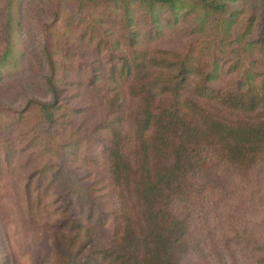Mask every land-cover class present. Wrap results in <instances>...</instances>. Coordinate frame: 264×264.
<instances>
[{
  "label": "trees",
  "instance_id": "16d2710c",
  "mask_svg": "<svg viewBox=\"0 0 264 264\" xmlns=\"http://www.w3.org/2000/svg\"><path fill=\"white\" fill-rule=\"evenodd\" d=\"M0 37L29 264H264V0H0Z\"/></svg>",
  "mask_w": 264,
  "mask_h": 264
},
{
  "label": "rangeland",
  "instance_id": "374dc122",
  "mask_svg": "<svg viewBox=\"0 0 264 264\" xmlns=\"http://www.w3.org/2000/svg\"><path fill=\"white\" fill-rule=\"evenodd\" d=\"M235 2H233L234 4ZM182 23V22H181ZM159 25H161L163 28H166L164 26V22L162 20L159 21ZM1 39V37H0ZM27 40L30 41V43H37V40L40 41V36L38 35L37 31L35 29H32L30 31V34L27 37ZM33 56V54H32ZM33 61V57L31 58ZM33 66H35V62L33 61ZM22 104V99L19 97L15 100V107H20ZM9 187H4L3 190L7 192V197L4 201L9 202V199L11 198V192ZM9 206L11 205L8 204ZM21 228H18L16 217L13 218V212L8 219V222H5L4 226L2 228L0 227V264L1 261L7 259V257L12 254V260H21L24 261L26 264H29V262L32 261V250L30 248V244L27 245L26 239L24 238V234L22 235ZM4 238V241L2 240ZM2 240V242H1ZM31 250V251H30ZM9 264V262L7 263Z\"/></svg>",
  "mask_w": 264,
  "mask_h": 264
}]
</instances>
